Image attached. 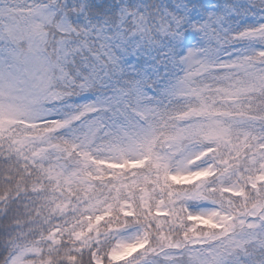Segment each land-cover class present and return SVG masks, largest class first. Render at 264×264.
<instances>
[{
	"label": "snow or ice",
	"instance_id": "snow-or-ice-1",
	"mask_svg": "<svg viewBox=\"0 0 264 264\" xmlns=\"http://www.w3.org/2000/svg\"><path fill=\"white\" fill-rule=\"evenodd\" d=\"M0 264H264V0H0Z\"/></svg>",
	"mask_w": 264,
	"mask_h": 264
}]
</instances>
